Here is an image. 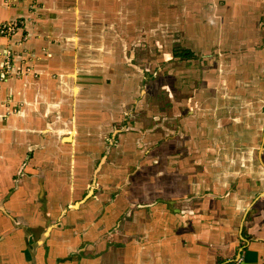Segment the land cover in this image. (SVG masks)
Wrapping results in <instances>:
<instances>
[{
  "label": "crops",
  "instance_id": "obj_1",
  "mask_svg": "<svg viewBox=\"0 0 264 264\" xmlns=\"http://www.w3.org/2000/svg\"><path fill=\"white\" fill-rule=\"evenodd\" d=\"M185 19L189 27L182 26L175 40L182 31L191 37L202 34V42L192 44L204 49L205 31L218 27L216 47L233 53L231 66L221 69L222 94L215 103V108L225 105L219 111L223 117L211 122L219 125L226 142L209 151L202 168L192 166L204 178L199 191L207 192L197 203L200 210L184 225L192 234H161L154 252L147 245L130 252L129 239L124 246L110 245L105 254L91 247L96 254L77 262L78 238L68 247L67 235L54 227H64L61 215H67V208L75 226L80 225L77 215L90 220L97 210L93 203L87 212L68 203L72 190L86 183L80 182L82 173L92 170L97 159L93 144L81 135L80 118L85 113V124L92 128L96 107L131 94L138 103L132 72L122 69L132 64L134 50L144 49L147 39L138 38L136 49L128 43L134 54L122 49L119 58L115 45L121 39L126 44L132 33H153V42L160 46L169 33L163 30L173 31ZM23 21L26 26L10 40L0 39V55L12 52L21 71L0 84V264H264V0H0V26L19 27ZM171 41L170 58L178 59L175 49L195 52L192 44L182 47ZM195 53L192 61L206 59L204 53ZM203 92L209 102L217 96L209 89ZM231 100L235 119L224 116ZM133 114L124 113L131 115L124 126L134 123ZM105 125L103 130L112 124ZM208 127L210 123L197 128Z\"/></svg>",
  "mask_w": 264,
  "mask_h": 264
},
{
  "label": "rangeland",
  "instance_id": "obj_2",
  "mask_svg": "<svg viewBox=\"0 0 264 264\" xmlns=\"http://www.w3.org/2000/svg\"><path fill=\"white\" fill-rule=\"evenodd\" d=\"M163 6L165 9V4ZM210 19L207 18L206 23H210ZM147 22L150 25L149 20ZM184 23L173 31L163 30V33L169 32L167 36H162L163 50L159 49L162 44L157 46L153 42V33L143 36L132 33L125 37L126 44L122 43L124 40L121 39L119 46L115 45L119 48L117 52L121 56L117 54L116 57L123 58L122 49H128V43L136 49L135 41L138 38L147 39L145 41L148 44L144 49L134 50L137 57L130 62L132 64H127L122 69L125 72L128 70L132 72V84L136 85L140 97L138 103H135L136 98L131 94L128 99H113L107 102L108 105L96 107L92 120L97 127L94 125L91 128L87 122L85 124V113L79 115L84 121L80 123L84 132L81 133L82 137L98 145L97 159L92 162L93 171L87 170L80 177L82 179L80 182L86 183L75 191L79 197L74 198L75 193L72 190L73 199L68 203L72 205L73 202L77 203L84 212H87L86 207H90L87 205L93 203L97 210L88 218L90 220L84 221L85 215H77V222L80 225L75 226L70 224L71 219H75H70L67 208V215H64L66 213L61 215L64 227L62 229L54 227L55 232L67 235L68 247L75 241V237L78 238L74 251L77 252L74 257L77 262L87 256L92 258L93 253L96 254L93 249L99 252L103 250L102 253L105 254L110 250L109 247H113L110 245L124 246L128 243L126 239L131 241L130 252L137 251L138 247H145L144 245L152 247L154 252L156 247L154 242L161 234L166 236L192 234L186 231L184 225L189 223L191 218L189 216L200 210L201 204L197 203L205 200L207 194L199 191L204 178L201 173L200 175L193 173L192 166L195 164L196 168L198 166L202 168V159H207L209 151L221 148L220 145L226 142L219 134V125L214 126L211 122H217L218 118L223 117L219 111L225 105L220 109L215 108V103L220 97L217 94H222L223 83L219 81L222 78L221 69L231 66L233 53L216 47L219 41L218 27L217 29L211 27L213 30L205 31L204 44L207 46L204 49L198 47L201 44H197L196 47L192 44L201 43L202 34L195 33L191 37V34L186 35L182 31L181 34L175 35L178 37L175 40L173 35L181 31L182 26L189 27ZM147 31L151 32L153 29L148 27ZM171 40L182 47L192 44L195 52L199 56L204 53L206 59L182 61L170 58L171 50L167 44L171 43ZM128 52L131 51L128 49ZM225 53L227 60H224ZM213 54L217 55L215 59ZM224 61H227L226 66ZM125 63L127 62L124 59ZM107 67H111L110 63ZM144 73L145 77L150 73L153 78L147 77L143 81ZM203 89H209L217 96L209 102L210 96L207 97ZM249 104L251 100L243 103V106L249 107ZM226 106H230V110L228 109L224 116L235 119L236 116L230 114L233 112L235 102L231 100ZM126 111L135 112L132 115L134 123H129L128 126H124V119L131 115L125 116ZM208 112H211L210 117ZM107 121L112 125L103 130L102 127H107L105 125ZM194 121L196 126L210 123L212 127L199 129L196 135H193L187 127L188 123ZM187 136L195 137L196 140L188 139ZM86 165L89 167L91 163L86 162ZM148 191L152 194L151 197H148ZM181 210L184 216H178ZM37 212L41 213V210ZM53 212L56 214L58 210ZM120 218H122L120 223H116ZM106 237L108 241L101 240ZM90 238L93 240H89ZM177 243L175 241V245ZM158 244H161V241ZM124 249L126 251L127 247Z\"/></svg>",
  "mask_w": 264,
  "mask_h": 264
},
{
  "label": "built area",
  "instance_id": "obj_3",
  "mask_svg": "<svg viewBox=\"0 0 264 264\" xmlns=\"http://www.w3.org/2000/svg\"><path fill=\"white\" fill-rule=\"evenodd\" d=\"M26 26V21L21 22L20 26L16 25H8V26H0V39L10 40L12 36L19 32L21 27ZM14 54L12 52L5 53L4 56L0 55V84L6 81V78L9 75H13L15 73L21 72L14 65ZM26 72L30 73L32 70L27 68Z\"/></svg>",
  "mask_w": 264,
  "mask_h": 264
},
{
  "label": "trees",
  "instance_id": "obj_4",
  "mask_svg": "<svg viewBox=\"0 0 264 264\" xmlns=\"http://www.w3.org/2000/svg\"><path fill=\"white\" fill-rule=\"evenodd\" d=\"M175 57H178L180 60H192L197 58V54L191 49H175L174 50ZM148 78H153V75L150 73L147 74Z\"/></svg>",
  "mask_w": 264,
  "mask_h": 264
},
{
  "label": "bare ground",
  "instance_id": "obj_5",
  "mask_svg": "<svg viewBox=\"0 0 264 264\" xmlns=\"http://www.w3.org/2000/svg\"><path fill=\"white\" fill-rule=\"evenodd\" d=\"M189 127H190V130L193 131L194 133H196V131L199 130V129L197 128L198 125L196 126V121L191 122V123L189 124ZM97 147H98L97 144H93V148H94V149H96ZM173 193H174V192H173ZM175 195H176V194H175Z\"/></svg>",
  "mask_w": 264,
  "mask_h": 264
},
{
  "label": "flooded vegetation",
  "instance_id": "obj_6",
  "mask_svg": "<svg viewBox=\"0 0 264 264\" xmlns=\"http://www.w3.org/2000/svg\"><path fill=\"white\" fill-rule=\"evenodd\" d=\"M154 115H155V113H154ZM153 115V116H154ZM190 127H189V123H188V127H187V129H189ZM190 130V129H189ZM191 131V130H190ZM167 138V137H166ZM166 138H165V140H166ZM170 138V137H169ZM155 165V164H154ZM150 195L152 196V194L150 193ZM148 205V204H147ZM146 207V206H145ZM122 218H120L119 220H117V222L116 223H120V220H121Z\"/></svg>",
  "mask_w": 264,
  "mask_h": 264
}]
</instances>
